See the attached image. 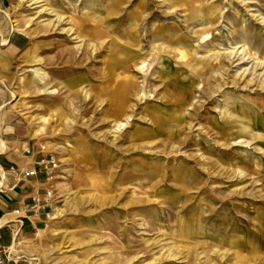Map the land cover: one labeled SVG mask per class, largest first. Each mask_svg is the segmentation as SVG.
<instances>
[{
    "label": "rangeland",
    "instance_id": "374dc122",
    "mask_svg": "<svg viewBox=\"0 0 264 264\" xmlns=\"http://www.w3.org/2000/svg\"><path fill=\"white\" fill-rule=\"evenodd\" d=\"M1 16L29 39L0 48L6 126L59 160L22 264H264V0H8Z\"/></svg>",
    "mask_w": 264,
    "mask_h": 264
},
{
    "label": "built area",
    "instance_id": "2783aa9c",
    "mask_svg": "<svg viewBox=\"0 0 264 264\" xmlns=\"http://www.w3.org/2000/svg\"><path fill=\"white\" fill-rule=\"evenodd\" d=\"M8 149L2 139H0V156L7 154ZM38 154L40 159L35 162V167L20 171H8L0 163V196H4L8 201H13L10 193L22 182L38 175L37 167L45 175V182L40 186L44 191H39L35 195L22 197L16 209L5 213L0 220V264H22L30 263V259L19 251V240L23 235L25 222L29 221L33 227V235L38 236L40 229L46 228L54 213V174L59 167L57 156L45 145H36L27 149L26 155ZM8 230L10 243L4 244L3 231Z\"/></svg>",
    "mask_w": 264,
    "mask_h": 264
},
{
    "label": "crops",
    "instance_id": "0c3cea01",
    "mask_svg": "<svg viewBox=\"0 0 264 264\" xmlns=\"http://www.w3.org/2000/svg\"><path fill=\"white\" fill-rule=\"evenodd\" d=\"M7 3L8 0H0V48L4 46L2 42L6 41V49L3 52L7 57L12 58L19 55L28 46L29 39L27 36L15 32L18 30L14 25V21H12V19L10 22L12 23L13 30H11L10 33H6L7 26L5 25V21L2 20L1 15L5 13ZM22 82L26 83V80ZM2 83H4V80H2ZM5 106L6 103H0V139H2L6 144L8 152L7 154L0 156V163L4 168L6 167V170L13 172L34 168L35 162L40 159V156L38 154L27 156L26 151L27 149L33 147L35 143L32 144L31 141H26V136L19 126H6V119L2 115ZM11 110L15 111L16 113L18 112L14 105H11ZM32 137H35L34 132H32ZM37 170L38 175L36 177L22 182L17 186L16 189H14V191L10 193V196H12L14 199L13 201H8L4 196H0V208L3 209V212H0V220L5 213L12 211L18 207L19 201L22 197H26L28 195L33 196L39 191V189H41L40 185L45 182V175L42 173V170L40 168L37 167ZM40 191L43 192L44 190L41 189ZM25 223L26 224L23 229V235L21 236L22 244H26L27 252H29L30 247L34 248L37 251L41 241L38 237L36 239H29L30 236L25 235L26 228L31 231V236L33 235L32 225L29 221H26ZM41 230L44 229H40L39 231ZM3 235L4 244L8 245L10 243L9 231L4 230ZM20 246L18 248L20 253L25 254L23 253V250L20 249Z\"/></svg>",
    "mask_w": 264,
    "mask_h": 264
},
{
    "label": "bare ground",
    "instance_id": "6f19581e",
    "mask_svg": "<svg viewBox=\"0 0 264 264\" xmlns=\"http://www.w3.org/2000/svg\"><path fill=\"white\" fill-rule=\"evenodd\" d=\"M54 208H55V207H54ZM53 211H54V210H53ZM51 220H52V218H51ZM51 220H50V221H51ZM49 223H50V222L47 223L46 228H47V226L49 225ZM46 228H45V229H46ZM45 229H44V230H45ZM44 233H45V231H43V230L39 231L37 237H38L39 239L42 238L43 235H44Z\"/></svg>",
    "mask_w": 264,
    "mask_h": 264
}]
</instances>
